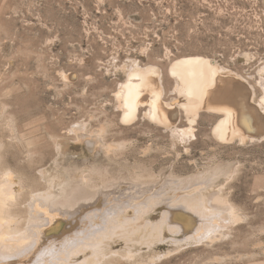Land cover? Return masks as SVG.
I'll return each instance as SVG.
<instances>
[{"label": "rangeland", "instance_id": "rangeland-1", "mask_svg": "<svg viewBox=\"0 0 264 264\" xmlns=\"http://www.w3.org/2000/svg\"><path fill=\"white\" fill-rule=\"evenodd\" d=\"M195 54L242 75L259 99L264 0H0V168L20 175L19 199L56 192V179L69 177L65 162L99 155L109 161L104 175L120 170L128 181L139 175L155 181L162 172L208 176L210 168L226 166L202 193L224 214L233 204L240 218L214 242L157 243L146 215L108 250L139 248L142 264H264V135L220 140L212 129L222 113L208 110L199 111L188 136L152 121L147 105L134 120L121 118L116 96L134 61L159 66L163 96L174 100L175 78L167 69L175 58ZM77 124L85 139L97 140L95 150L76 139ZM186 126L181 112L176 129ZM108 143L105 152L100 146ZM88 185L80 191L92 192ZM116 259L112 264H130Z\"/></svg>", "mask_w": 264, "mask_h": 264}, {"label": "bare ground", "instance_id": "bare-ground-1", "mask_svg": "<svg viewBox=\"0 0 264 264\" xmlns=\"http://www.w3.org/2000/svg\"><path fill=\"white\" fill-rule=\"evenodd\" d=\"M167 70L175 78L174 100L163 96L159 66H141L135 61L129 66L116 96L122 120H134L140 107L147 105V117L152 121L188 136L192 134V123L199 111L208 110L222 113L212 129L220 140L238 138L242 141L250 136L264 135V72L257 81L262 94L256 100L253 87L246 78L207 56L177 57ZM181 112L185 114L188 126L178 130L176 123ZM72 130L78 141L95 150L97 140L85 139L83 124L75 125ZM97 134L101 137L103 131L99 130ZM102 144L100 148H105V152L112 147L111 143L105 147ZM98 157V160H94L95 157L82 159L79 163L65 162L69 177L56 179L58 190L27 191L26 201L19 199L22 193L17 176L0 168V264H112L115 258L142 264L144 255L139 248H128L125 252L108 250L112 242L125 237L129 230L136 232L140 227L137 220L141 217L151 216L146 223L157 228H154L158 231L157 243L165 240L175 248L190 241L214 242L224 233L225 227L240 218L232 203L225 206L227 214H224V208L213 206L215 203L209 205L210 199L208 201L202 193L203 189L211 187L214 177L226 166L210 168L212 172L208 176L202 171L200 176L178 178L162 172L155 181L141 180L139 176L142 175L128 181L120 170L104 175L109 161ZM86 168L99 174L100 181L95 182L84 172ZM82 184H91L92 192L80 191ZM23 202L25 210L20 211ZM151 243L145 245L144 250L152 248Z\"/></svg>", "mask_w": 264, "mask_h": 264}]
</instances>
